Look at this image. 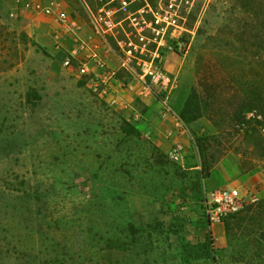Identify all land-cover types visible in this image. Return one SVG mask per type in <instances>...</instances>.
I'll return each instance as SVG.
<instances>
[{
	"label": "rangeland",
	"instance_id": "rangeland-1",
	"mask_svg": "<svg viewBox=\"0 0 264 264\" xmlns=\"http://www.w3.org/2000/svg\"><path fill=\"white\" fill-rule=\"evenodd\" d=\"M24 1L0 0V264H264L261 185L245 196L238 216L224 221L227 245L218 243L205 215V193L213 188L205 185L202 165L189 169L174 161L170 152L177 145L169 139L160 145L145 118L110 104L82 75L80 61L71 57L65 64L69 56L60 53L52 64L31 36L28 16L49 15L30 13ZM82 1L72 0L73 6L92 27L86 9L115 8L124 27L118 37L129 33L134 41L139 31L156 36L153 12H170L184 28L186 46L164 51L162 65L172 80L156 91L189 126L186 162L201 157L199 139L209 161L232 154L243 169L264 168L257 6L246 7V0H128L125 11L108 0ZM140 15L150 24L143 30ZM107 39L119 49L114 36ZM194 88L203 114L187 123L182 110ZM250 109L262 118L242 127ZM125 121L141 134L124 132ZM254 196L260 198L251 202Z\"/></svg>",
	"mask_w": 264,
	"mask_h": 264
},
{
	"label": "built area",
	"instance_id": "built-area-1",
	"mask_svg": "<svg viewBox=\"0 0 264 264\" xmlns=\"http://www.w3.org/2000/svg\"><path fill=\"white\" fill-rule=\"evenodd\" d=\"M113 2L121 4V8L125 11L127 10L128 0H108L107 4H112ZM22 6L25 9H30L37 13L54 16L60 22L61 27L65 29L66 33L72 34L75 38L80 40V46L82 48L90 47V38H82L79 35L80 25L77 17L66 11H61L57 2L51 1L49 4L45 5L39 1L27 0L22 3ZM129 13H131V15L133 14L130 11ZM169 13L170 12H153L151 25L147 23L144 15H140L138 23H144L142 24L141 30L144 29V25H150L155 29L157 34L152 39V37L139 31L137 41H134L129 33H126L127 39L118 37L120 29L124 27L123 19L118 18L115 8L109 7L105 9L103 7L100 9L99 14L92 12L91 20L94 33L101 39L103 44L105 43L107 49L117 56L119 68H111L108 59L94 50L92 57L95 59L97 65L103 69V72L92 71L88 64L80 66V71L83 75L88 77L89 84L102 96L107 97L113 93L116 82L120 81V73H126L128 78H130L127 86H130V82L139 83V95L145 96L151 94L160 98L163 109H165V112H162L163 116L165 113H173V108L168 103L167 98L160 97L156 91V87L167 89L172 80L171 76L162 65L165 56L164 51L168 48L173 51L183 50L186 46V42L183 40L184 28L179 25L177 19L169 15ZM107 34H111L116 38L119 49L111 45L107 39ZM151 40L156 43L154 49L150 48ZM97 46H99V43L94 44V48ZM77 53V50L73 51V54ZM70 63L71 56L65 61V64ZM108 101L112 105H120L125 108L130 106L123 99L115 97L110 98ZM261 118L262 114L256 109L247 110L244 113V120L241 122V126L248 127V123L257 121V119ZM179 152V145L171 150L170 156L174 161L180 159ZM245 198V196L239 195L228 187H215L206 191L204 197V210L210 225L224 222L226 219H230L239 214L248 204ZM257 200L258 198L256 196L251 198V202Z\"/></svg>",
	"mask_w": 264,
	"mask_h": 264
},
{
	"label": "crops",
	"instance_id": "crops-1",
	"mask_svg": "<svg viewBox=\"0 0 264 264\" xmlns=\"http://www.w3.org/2000/svg\"><path fill=\"white\" fill-rule=\"evenodd\" d=\"M35 1H39L45 5L49 4L51 1L57 2L61 11H66L78 17L77 19L80 25L79 35L82 38H90V47L82 48L80 46V40L75 38L72 34L66 33L65 29L61 27L60 22L54 16L49 15L48 17L43 18L34 14H28L32 25L31 36H34L33 38H35V40L41 42L44 46L41 51H47L45 52L46 56L48 59H51L50 61H52V64L54 57H59V54L62 53L67 56H71L74 60L80 61L82 63L81 66L88 64L92 71L103 72V69L97 65L95 59L92 57L94 50H96L101 56L108 59L109 66L111 68H119L117 56L110 52L107 47H105L106 45L101 44L99 41L100 38L93 32L94 30L92 25L85 17L77 14V10L74 8V2H72V0ZM81 3L83 4L82 0ZM84 8L86 9V7ZM85 12L88 13V17L90 18V10L86 9ZM30 13H34V11L32 10ZM96 43H99V46L94 48V44ZM74 50H77L78 53L73 54ZM121 74L122 73H120L119 76L120 81L116 82L113 93L105 97L106 100H110V98L115 97L126 101L130 105L128 108L120 105L115 106L118 110L123 112L125 111L128 115L134 113L137 118H145L148 133L151 134L152 138L160 145L165 146L166 144L164 141L167 139L172 141L175 145H179V155L180 159L184 162V167L189 169L201 168L202 162L199 154L195 155L196 157L194 161L192 159V163L189 164L186 162V148L188 143L191 141L192 134L190 133L188 124L186 125L177 115V111L173 109V113H165L163 116L162 112H165V109H163L161 99L151 94H147L145 96L139 95V83L130 82V86H127L130 78L127 79ZM86 78L88 79L87 76ZM174 104L177 109L181 110L184 105V101L178 100L175 101ZM259 167L260 166L243 169L236 161L234 155L228 154L217 161L211 176L206 178L205 185L212 188L228 187L233 189L239 195L247 196L253 192V186L260 184L261 188L259 189V193H262L261 196H264V168ZM257 198L259 199L260 197L257 196ZM211 227L214 230L215 240L223 246L227 245L228 232L225 222L217 224L214 223Z\"/></svg>",
	"mask_w": 264,
	"mask_h": 264
},
{
	"label": "trees",
	"instance_id": "trees-1",
	"mask_svg": "<svg viewBox=\"0 0 264 264\" xmlns=\"http://www.w3.org/2000/svg\"><path fill=\"white\" fill-rule=\"evenodd\" d=\"M255 2H256V0H246L245 6L246 7L248 6L250 8H254V6H257V9H252V10H253L258 22L261 24L260 31H261V34L263 35L261 47L264 49V0H257V2L256 3ZM254 4H256V5H254ZM202 100H203V98H201V95L198 93L197 89L194 88L192 94L188 97V99L185 103V107L182 110V117L187 123L195 121L196 119H198L199 117L202 116V114H203V110H202V106H201ZM122 128H123L124 132L129 133L132 136H139L141 134V131H140V129H138V127H136L135 125H132L126 121L124 122V125H122ZM197 144H198V147L200 150L201 161H202V170H201L200 174L203 178H208L211 176L212 171H213L217 161H209L208 157H206L207 153H208L207 152V150H208L207 145H204V143L201 142V140H199V139H197ZM239 214L235 215L234 218L236 216H238ZM226 226L228 227L229 225H226ZM228 232H229V227H228Z\"/></svg>",
	"mask_w": 264,
	"mask_h": 264
}]
</instances>
